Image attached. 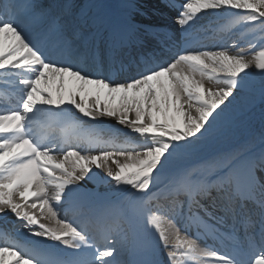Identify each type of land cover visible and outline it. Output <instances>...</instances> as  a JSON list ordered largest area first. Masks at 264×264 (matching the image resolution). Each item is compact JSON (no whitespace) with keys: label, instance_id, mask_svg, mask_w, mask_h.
Listing matches in <instances>:
<instances>
[{"label":"snow or ice","instance_id":"1","mask_svg":"<svg viewBox=\"0 0 264 264\" xmlns=\"http://www.w3.org/2000/svg\"><path fill=\"white\" fill-rule=\"evenodd\" d=\"M154 12L175 26L162 47ZM221 15L254 33L258 22L248 49L192 47L201 16ZM129 51L140 58L113 79L111 64ZM0 71L22 86L16 107L0 111V216L53 246L5 244L0 264H152L154 244L164 264H264V150L192 160L237 112L264 105V0H160L152 10L135 0H0ZM39 117L113 121L151 143L136 151L96 149L93 135L61 141L37 135ZM92 185H114L119 198ZM208 238L227 250L201 248Z\"/></svg>","mask_w":264,"mask_h":264},{"label":"bare ground","instance_id":"2","mask_svg":"<svg viewBox=\"0 0 264 264\" xmlns=\"http://www.w3.org/2000/svg\"><path fill=\"white\" fill-rule=\"evenodd\" d=\"M69 2L79 8L80 6L91 2V0H69ZM135 2L143 5L144 7L150 8V10L158 8L160 6V0H135ZM115 3H117V0H115ZM125 3H127V0H123L122 5ZM237 18L238 17H225L222 15L207 17L201 16L199 23L192 33L194 41L192 47L199 50L201 46H203L202 44L207 42L211 38V36H221L226 39V41L224 43L222 41L219 46H215L212 50L219 51L225 49L226 47L231 54H235V49L231 45V43L234 40L240 38V36L238 32H233L234 28L232 27V25L235 23L234 20H237ZM150 19H152V22L159 27L160 31V36L156 38V41H154V45L159 42L160 46L162 47L163 41L168 40L169 34H174L175 26L172 25L169 13L167 12H164L163 14H161L160 12H154L153 16L150 17ZM212 24H216L219 29L216 30L212 35H210L209 32H212L215 29L214 27H211ZM228 42H230V44L226 46L225 44ZM124 55L125 52L121 53L118 59H120L121 56ZM140 55L141 53L138 51L135 58L139 59ZM114 69L116 68H113V70ZM253 71L255 70L253 69ZM252 74L253 73H251L250 71V75ZM17 80L18 74L0 71V104H3V106H0L1 109H5V106L8 105L11 106V108L16 107L15 102L19 98L20 87H22L18 86ZM206 82L207 78H205V85L207 87L209 86V84H206ZM256 117H258V115ZM239 124L234 123L231 131H229L224 137L218 139L214 144L204 149L198 157H193L192 160L196 161L197 159L221 152H235L237 154L243 155L252 150L250 148V142L254 135L262 132L264 126L259 128L258 130H246V128H242V123L240 125ZM254 124V121H252V125ZM92 125L93 122L91 121H83L82 125L76 128V131L84 135H93L100 142L110 143L111 145H113V148H107L108 150L123 148L128 150L135 149L136 151H140L143 145L151 143L150 137L147 139L144 137H140L138 134L131 133L128 129L123 128L122 126L115 125L113 121H105L103 128H93ZM36 128H38L37 122ZM54 137L57 140H61L56 136ZM226 138H228L227 141H225ZM227 144L228 149L224 150L223 148ZM261 150H264V146L258 148L256 153H259ZM121 159L123 160V157ZM169 174V172H166L162 179H166ZM91 187L101 196L118 197V194L115 192L114 185H92ZM52 195H54V193H52ZM61 216L63 217V213H61ZM13 222H16V220L12 217H8L0 222V233H4L5 235H7V238H10L12 236L14 230L25 229L22 225L14 226ZM209 246H215L221 251L227 250L226 244H223L218 240L213 241L212 239H210V242L207 243V245H204L203 248ZM200 264H210V259L206 256H201Z\"/></svg>","mask_w":264,"mask_h":264},{"label":"rangeland","instance_id":"3","mask_svg":"<svg viewBox=\"0 0 264 264\" xmlns=\"http://www.w3.org/2000/svg\"><path fill=\"white\" fill-rule=\"evenodd\" d=\"M235 23L232 25V27L234 28L233 32H239V33H242L241 37L238 38L237 40H234L231 45L235 44V51L234 52H240L241 49H248V40L251 39L253 37V35H258L259 34V30H258V23H257V29L255 31V33L249 29L247 27V25L250 23L248 21H243V20H240L239 17L237 18V20H234ZM216 26V24H213L211 27H214ZM222 37L216 39V40H213L211 41L209 44H208V48L209 50H212L215 46H218V44L222 41L221 39ZM220 39V40H219ZM224 43V41H223ZM259 48L256 49V51H258ZM206 84H209L210 86V83L209 81L207 80ZM215 84V81H211V85H214ZM244 111H239L236 113V115L238 113H242ZM255 113H258V119L257 121L255 122V125H258L260 124V122L262 120H264V105H260L256 110H255ZM252 114V113H251ZM252 116H250V120H251ZM247 120V119H246ZM246 120H244V122H246ZM249 127H253V125L250 124ZM264 137V132L262 133V135L260 136H257L255 138V142L256 143H259L261 141V139ZM229 138V137H228ZM228 138L225 139V141L228 140ZM228 147H224V150H226Z\"/></svg>","mask_w":264,"mask_h":264}]
</instances>
